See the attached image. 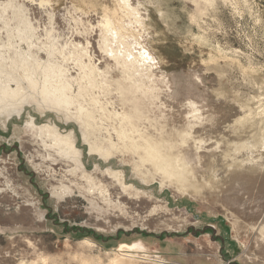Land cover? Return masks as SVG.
I'll list each match as a JSON object with an SVG mask.
<instances>
[{"label": "rangeland", "instance_id": "obj_1", "mask_svg": "<svg viewBox=\"0 0 264 264\" xmlns=\"http://www.w3.org/2000/svg\"><path fill=\"white\" fill-rule=\"evenodd\" d=\"M93 65L104 84L142 78L169 120L199 110L193 131L223 147L237 132L264 135V0H0V264H264L252 216L264 210V141L258 166L236 167L222 142V160L202 153L214 167L197 179L226 182L221 194L146 180L131 153L90 143L94 106L107 119L124 111L117 91L85 88ZM47 75L71 105L43 93ZM231 165L251 187L239 206ZM140 241L137 262L116 257Z\"/></svg>", "mask_w": 264, "mask_h": 264}, {"label": "bare ground", "instance_id": "obj_2", "mask_svg": "<svg viewBox=\"0 0 264 264\" xmlns=\"http://www.w3.org/2000/svg\"><path fill=\"white\" fill-rule=\"evenodd\" d=\"M95 70H96V68L94 66L93 69H88L87 71H85V74L87 76L86 77L87 80L85 82V88H90L92 90L94 88L97 89L96 87L102 88V86L105 85V86H107L109 91H111L113 93H114V91H117V93H118L117 98H120L121 104H123L122 111L124 110L123 112H120V114H119V112L118 113L116 112L114 115H110V117L108 119L105 117L104 118L101 117V115L98 113V110L96 109V106H94V108L90 111L89 115L87 116V123L88 124L85 122V125H86V127H90L92 129L91 138L93 141L91 140L92 142H90V143L92 144V147L95 151L102 152V150L106 149V148L104 149V146H106V145H108L109 149L110 148L112 149L113 146H117V149L115 151L116 153L118 152L119 154H122V152L125 153V151H126V153L127 152L131 153L132 159L134 161V162H132V165L134 164V168L137 169L139 171V173H141L143 176H145V179L148 177V175H151L152 171H154L155 173H159L161 175V176L159 175L160 178H158V175H157V178L161 181V184L163 186L164 185L166 186L165 183L169 182L171 185H173L175 190L176 189H183V188H186V189L187 188H194V189L199 190L201 188L204 189L207 187L210 188V187L214 186L212 183V180H211V182L208 181V185L207 184L202 185V181L200 184L198 179H197L199 177V173H200V172L198 173V171L199 170L201 171V169H205V168L211 166V164L213 166L214 164L212 162L214 160H212V159H218V157H219V160L221 159V157L217 155V152H218V150L221 149V142L222 141H219L217 139V137H218L217 136L214 138L215 142L213 143V140H214L213 136H210L212 133L211 134L209 133L210 134V135L208 134L209 136H205V134H204V136L203 135L201 136L199 133H196L197 131H193V128L196 125H202L203 124L202 120H200L201 116L198 115V111H199L198 109H197L198 111L195 112L193 110L194 109L193 105H191V104L186 105L189 109L193 110L194 112L190 113L192 115V117H190L189 115L186 116V118L188 119V121L186 120L187 121L186 123L179 124L177 121L171 120V119L169 120L167 118L168 117L167 113H165V111L162 109V106H164L165 103L162 100H160L159 102L156 101V100H158L157 94H149L147 92L146 88H144V85H146V84L144 83L142 78L141 79H135L136 80L135 81L134 79L131 78L133 76H131V77L129 76L127 78V81L122 82V83H119V82H117V83L111 82L110 83L109 82L110 84H107L108 82H106V84H104L103 80L101 81L99 79L100 80L99 81L97 79L98 76L103 77L104 72H100V73H98V75H96L95 72H97V70L99 72V68H97L96 71ZM94 74L97 77H95ZM136 74H140V73H136ZM60 76H63L62 72H60ZM105 78H106V76H105ZM129 80H131L132 82L131 81L129 82ZM133 80L135 81V83L133 82ZM43 93L47 94V95L55 96L60 103L71 105L73 102V98L69 94L67 86L65 84H60V82L57 80H53L48 75L44 77ZM92 97H94V96H92ZM95 100H96V97H95ZM120 115H122V122L117 121V118ZM109 121H110V124L108 125V123H107V125H108L107 126L106 122H109ZM105 125H106V128L104 127ZM253 125H254V123H253ZM247 127H249V125ZM251 127H253V126H251ZM254 127H256V126L254 125ZM258 129H260V128H258ZM256 130L257 129L255 128V131ZM233 131H235V130H233ZM252 132L253 131H251V133L250 132H248V133L247 132H243V133L237 132V135L239 136L238 139L235 140V138L234 139L230 138L231 140L229 139L228 140L229 142L227 141L229 143V145H227V147H223V144H224L223 139L226 136L224 137L223 134L221 133L222 138L224 137L223 139H221V136L219 135L220 136L219 138L221 140H223L222 149H223L224 154H225L224 158L230 157L231 162L236 164V167L240 166L241 164L243 165L245 163H251V164L253 163V165L256 164L257 166L259 165L257 163L260 162L259 160L262 158V153H261L262 150L261 149H262V142L264 141V135H262V134L258 135L257 134L258 136H255L256 133L254 134V132L253 133ZM249 133L254 135L255 137H253L252 135H249ZM259 133H260V131H259ZM97 134H100V137H98ZM249 136H252L253 138L248 139ZM216 139H217V141H216ZM103 144H104V146H103ZM227 149H229L228 152H227ZM106 150H108V149H106ZM205 151L209 152V158L207 157V159L212 160L211 163H206L207 161L204 162L205 160H207L206 155L208 154L207 152H206L207 154H202ZM132 159H131V161H132ZM219 160H217V161H219ZM229 163L228 164L225 163V164L230 165ZM220 164H217V165H220ZM231 166L230 167L228 166L229 169L233 168V166L232 167ZM217 168H215V169L217 170ZM210 170L211 169L208 170V175H209V173L210 174L212 173V172H210ZM216 170L215 171L213 170V172H214L213 174H215L213 176L219 177L220 172L222 175L224 174L223 178H225L227 176V173H226L227 169H226L225 173H222V171L217 173ZM206 173H207V171H206ZM238 174H236V173L233 174L232 170L230 171V175H231L230 178H232L231 180H234V181L233 182L228 181L230 184L229 183L227 184V190H226L228 192H232L233 197L231 198V201H233V202L236 201V203H235L236 206H239V204H238L239 196H246L245 194L241 195V193H243L244 191H250V188H251V187L249 188V186L246 184L244 185L243 182L235 180L237 178L242 177V175H238ZM205 175L206 174H204V178L206 179L207 177H205ZM154 176H155V174H154ZM227 177H229V175ZM201 178L203 180V177H201ZM219 178H218V180H219ZM262 178H263V182L262 181L261 182L264 183V177H262ZM214 179H216V181H218L217 178H214ZM225 179H227V178H225ZM257 179H255V180H257ZM203 182H205V181H203ZM225 183L226 182H224V184H222L224 186H221V184H219L217 187L214 186L216 190L218 189L220 194L222 193V187L225 188ZM249 183H251V182H249ZM216 185H217V183H216ZM252 188H254V187H252ZM255 189H256V187H255ZM255 189H253V190H255ZM178 193H180V192H178ZM225 196H227V194H225ZM247 200H249V199H247ZM263 203L264 202L262 201L261 204L256 205V207L257 208H260L261 206L263 207ZM233 206H234V204H233ZM232 216H234V215H232ZM252 216H253V218H258V217L260 218L261 217L260 218L261 221H260V219H258L259 221L255 220L256 222L253 221V224L257 225V227H255L256 230H258L259 233L261 232V234L263 235V232H264V217H263L264 216V210H263V212L258 210L257 212L252 214ZM237 218H239V217H237ZM237 218H235V219H237ZM255 228H253V229H255ZM142 242L139 244L136 242L137 244L135 243L134 245L133 244L132 245H128V244L122 245L121 248L119 249V251L121 253H120V255H117L116 257L120 258L122 260H125V261L137 262V260L139 258L136 261H134L133 259L136 257L131 255L130 253H132L135 250L137 251V250H140L143 247H145L144 242H143L144 245L142 244ZM124 249H126V250H124ZM199 251H201V250H199ZM124 252L128 253V254H122ZM201 253H204V252L201 251ZM201 253H200V259H198V261L201 262L202 260L203 261L208 260L205 257L206 255L201 254ZM134 255H135V253H134ZM161 259H160V261H162L164 258L162 260ZM193 264H195V263H193Z\"/></svg>", "mask_w": 264, "mask_h": 264}, {"label": "water", "instance_id": "obj_3", "mask_svg": "<svg viewBox=\"0 0 264 264\" xmlns=\"http://www.w3.org/2000/svg\"><path fill=\"white\" fill-rule=\"evenodd\" d=\"M193 234H195V233H193Z\"/></svg>", "mask_w": 264, "mask_h": 264}]
</instances>
